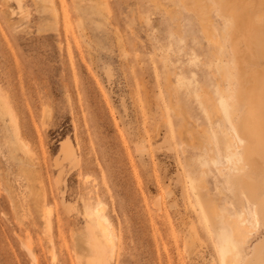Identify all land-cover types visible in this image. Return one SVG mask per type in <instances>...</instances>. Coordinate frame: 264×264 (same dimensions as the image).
Returning <instances> with one entry per match:
<instances>
[{
	"label": "rangeland",
	"instance_id": "obj_1",
	"mask_svg": "<svg viewBox=\"0 0 264 264\" xmlns=\"http://www.w3.org/2000/svg\"><path fill=\"white\" fill-rule=\"evenodd\" d=\"M187 1L219 41L214 0ZM34 2L0 0V264H89V213L114 240L104 264L242 263L263 231L229 191L239 152L199 17L184 0Z\"/></svg>",
	"mask_w": 264,
	"mask_h": 264
},
{
	"label": "bare ground",
	"instance_id": "obj_2",
	"mask_svg": "<svg viewBox=\"0 0 264 264\" xmlns=\"http://www.w3.org/2000/svg\"><path fill=\"white\" fill-rule=\"evenodd\" d=\"M52 1L35 0L34 5L43 11L48 8L56 13ZM187 4L188 1L184 4L187 11L192 10L199 17L208 41L219 47L221 95L239 152L234 170L228 177L229 191L240 201L246 198L252 203L254 220L263 231L259 245L253 246L250 255L240 264H264L261 255L264 246V0H214L221 25L219 41L208 15L199 12L197 5ZM3 110L12 119L5 103ZM221 149L229 154L230 143L223 139ZM217 171L222 174L219 167ZM92 215L88 214L91 225L87 246L92 255L88 262L104 264L114 240L108 226ZM245 217L230 221L237 245H244L248 238L249 227ZM110 256L112 258V252ZM224 264H237L232 248Z\"/></svg>",
	"mask_w": 264,
	"mask_h": 264
},
{
	"label": "crops",
	"instance_id": "obj_3",
	"mask_svg": "<svg viewBox=\"0 0 264 264\" xmlns=\"http://www.w3.org/2000/svg\"><path fill=\"white\" fill-rule=\"evenodd\" d=\"M262 237H263V236H262ZM261 239H262V238H260V239L256 242V244H254V246H255V245H259ZM261 255H262V258H263V260H264V246H263L262 249H261Z\"/></svg>",
	"mask_w": 264,
	"mask_h": 264
}]
</instances>
